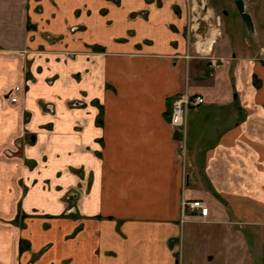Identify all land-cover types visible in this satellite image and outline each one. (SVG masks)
<instances>
[{
	"label": "crops",
	"instance_id": "crops-1",
	"mask_svg": "<svg viewBox=\"0 0 264 264\" xmlns=\"http://www.w3.org/2000/svg\"><path fill=\"white\" fill-rule=\"evenodd\" d=\"M196 4L0 0V264H264V50L197 71Z\"/></svg>",
	"mask_w": 264,
	"mask_h": 264
},
{
	"label": "rangeland",
	"instance_id": "rangeland-1",
	"mask_svg": "<svg viewBox=\"0 0 264 264\" xmlns=\"http://www.w3.org/2000/svg\"><path fill=\"white\" fill-rule=\"evenodd\" d=\"M105 1L117 6L120 3V0ZM251 1L247 10L253 13L252 19L255 29H257L255 34H249L233 0H197L195 10L191 12L190 20L193 29L191 42L194 44L191 55L196 62L197 71L208 70L207 64L209 61L219 63L218 54L230 52L229 48L233 50L232 54L255 56L259 51L263 52L264 8H261V6L264 4V0H261V2L259 0ZM106 10L101 9V12L105 14ZM218 30H220V33L211 42V49L209 50L206 47L207 42L211 38V34ZM198 43L200 45H197ZM246 240L247 244L244 245V250L249 249V252H251L250 241Z\"/></svg>",
	"mask_w": 264,
	"mask_h": 264
},
{
	"label": "built area",
	"instance_id": "built-area-1",
	"mask_svg": "<svg viewBox=\"0 0 264 264\" xmlns=\"http://www.w3.org/2000/svg\"><path fill=\"white\" fill-rule=\"evenodd\" d=\"M23 93V88L20 86L15 87L10 92V99L12 102H18L20 94ZM205 102V99L201 95H191L188 93H182L172 98L170 103V115L169 121L172 125L184 132V128L187 123V115L192 107L199 106ZM209 212L208 205L204 201L199 199H182V219L187 218L190 215H199L206 217Z\"/></svg>",
	"mask_w": 264,
	"mask_h": 264
},
{
	"label": "water",
	"instance_id": "water-1",
	"mask_svg": "<svg viewBox=\"0 0 264 264\" xmlns=\"http://www.w3.org/2000/svg\"><path fill=\"white\" fill-rule=\"evenodd\" d=\"M233 1L238 10V13L241 16L242 21L246 25V28L249 34H253L254 33V22H253L252 16L246 10L245 1L244 0H233ZM207 65L212 66V62L209 61Z\"/></svg>",
	"mask_w": 264,
	"mask_h": 264
},
{
	"label": "flooded vegetation",
	"instance_id": "flooded-vegetation-1",
	"mask_svg": "<svg viewBox=\"0 0 264 264\" xmlns=\"http://www.w3.org/2000/svg\"><path fill=\"white\" fill-rule=\"evenodd\" d=\"M238 11V10H237ZM226 14V12H224Z\"/></svg>",
	"mask_w": 264,
	"mask_h": 264
}]
</instances>
